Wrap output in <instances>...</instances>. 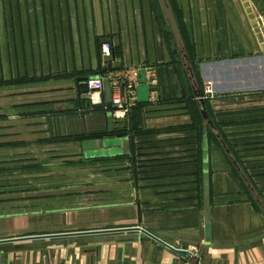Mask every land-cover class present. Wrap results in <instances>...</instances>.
<instances>
[{
  "label": "crops",
  "instance_id": "1",
  "mask_svg": "<svg viewBox=\"0 0 264 264\" xmlns=\"http://www.w3.org/2000/svg\"><path fill=\"white\" fill-rule=\"evenodd\" d=\"M159 4L161 25L152 0H0V233L140 227L197 238L162 239L194 255L143 238L0 250L4 264H26L34 252L29 264L41 256L43 264H264V0ZM105 64L148 70L147 102L113 119L126 130L128 156L88 160L73 138L117 136L107 135L109 109L87 108L79 89ZM30 145L46 152L43 161L2 156Z\"/></svg>",
  "mask_w": 264,
  "mask_h": 264
},
{
  "label": "water",
  "instance_id": "2",
  "mask_svg": "<svg viewBox=\"0 0 264 264\" xmlns=\"http://www.w3.org/2000/svg\"><path fill=\"white\" fill-rule=\"evenodd\" d=\"M120 70L118 67L110 68L108 71H117ZM187 70L190 72V77L193 80V72L190 66H188ZM148 70L141 69L137 72V87H136V100L137 103L143 104L147 102V85H146V73ZM195 86L196 83L193 82ZM121 94L123 95L124 84H121ZM194 96L197 99V103L200 106V114L202 119L209 125L211 128L213 124L211 123L206 109L204 107V102L201 98V93L196 88L193 90ZM104 106L106 109H109L107 112V133L111 134L113 132V118L111 109V88L109 86V82L107 80L104 81ZM86 107L89 108V103H86ZM204 135L206 136V128L203 130ZM83 155L85 159H95L100 157H114V156H128L130 154V142L127 136L125 137H113V138H104V139H94V140H85L81 143ZM109 149V150H106ZM203 203H204V218H205V234H208V175H207V144L206 138L203 140ZM125 233H135V234H126ZM107 234H121L117 236L110 237H94L85 239H80L79 237L86 236H100ZM77 238L74 241L67 242L65 240L58 241L54 239H62V238ZM143 238H149L154 242L164 246L169 249L173 253L177 254L182 258H188L190 253L187 250L178 249L177 247H173L167 244L163 238L168 239H177L184 240L189 242H199L197 238L192 237H183L179 235H171V234H158L157 236L147 232L146 230L140 227L134 228H126V229H110V230H93V231H85V232H71L65 234H46V235H36V236H23V237H15L10 238L7 233H0V250L13 251V250H30V249H38L42 247H51V246H62L66 244H82L86 242H104V241H123V240H142ZM38 240H47L48 242L43 243H30L32 241ZM24 243V244H20ZM35 252L31 254H26L25 262L29 264L30 258L32 262L35 261ZM44 258L47 263H49V259L47 253H44ZM39 264H43V256L39 259ZM0 264H4V255H0Z\"/></svg>",
  "mask_w": 264,
  "mask_h": 264
},
{
  "label": "built area",
  "instance_id": "3",
  "mask_svg": "<svg viewBox=\"0 0 264 264\" xmlns=\"http://www.w3.org/2000/svg\"><path fill=\"white\" fill-rule=\"evenodd\" d=\"M109 49L107 44L101 46V55L104 59L111 56ZM107 65L105 64L104 69L111 68ZM117 71H106L98 77L88 78L84 82L86 87L85 96L89 103V108L102 107L103 110H106L103 95L104 81L107 80L111 88L112 118L117 121H122L126 118L129 109L137 103L135 90L137 87V72L134 69L120 73ZM121 84H124L123 95L121 94ZM187 251L190 253V256L194 255V250Z\"/></svg>",
  "mask_w": 264,
  "mask_h": 264
},
{
  "label": "rangeland",
  "instance_id": "4",
  "mask_svg": "<svg viewBox=\"0 0 264 264\" xmlns=\"http://www.w3.org/2000/svg\"><path fill=\"white\" fill-rule=\"evenodd\" d=\"M151 8H152L154 17L157 20V24L161 25L160 14H162L163 11H162L161 5L159 4V0H152ZM165 27H166V24H165ZM109 50H110V54H112V50L111 49H109ZM29 147L30 148L19 149L16 151L3 152L2 156H6L7 158H10L12 156L17 155V156H23L25 158H29V160H32V158H35L36 160H41V161L44 160L43 159L44 156H47V155H44V154H46V152H42V150H40V148H38V147L35 148L31 145ZM4 154H6V155H4ZM48 167L52 168V169L54 168V166H48ZM26 178L27 177H25L23 179H26ZM23 184H24V186H31L32 182H31V180H28V184H27V181L25 180L23 182Z\"/></svg>",
  "mask_w": 264,
  "mask_h": 264
},
{
  "label": "trees",
  "instance_id": "5",
  "mask_svg": "<svg viewBox=\"0 0 264 264\" xmlns=\"http://www.w3.org/2000/svg\"><path fill=\"white\" fill-rule=\"evenodd\" d=\"M108 70H109L108 68L104 69V70H102L101 73L103 74V73H105ZM79 89H80V93H86L85 85L80 86ZM92 109H102V107H93ZM107 135L111 136V137L115 136V135H117L115 137H125V136H127L126 135V130H124V129H121V130H114L113 129V132L111 134L107 133ZM73 140L80 141L82 143L85 140H94V139H84L83 137H75V138H73ZM95 159H98V158H95ZM88 160H94V159H88Z\"/></svg>",
  "mask_w": 264,
  "mask_h": 264
}]
</instances>
